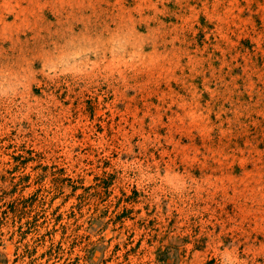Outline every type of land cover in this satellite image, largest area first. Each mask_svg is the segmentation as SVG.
<instances>
[{
  "label": "rangeland",
  "instance_id": "374dc122",
  "mask_svg": "<svg viewBox=\"0 0 264 264\" xmlns=\"http://www.w3.org/2000/svg\"><path fill=\"white\" fill-rule=\"evenodd\" d=\"M0 264H264V0H0Z\"/></svg>",
  "mask_w": 264,
  "mask_h": 264
}]
</instances>
